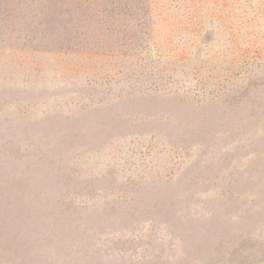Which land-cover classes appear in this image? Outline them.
Returning <instances> with one entry per match:
<instances>
[{"label":"rangeland","instance_id":"obj_1","mask_svg":"<svg viewBox=\"0 0 264 264\" xmlns=\"http://www.w3.org/2000/svg\"><path fill=\"white\" fill-rule=\"evenodd\" d=\"M0 264H264V0H0Z\"/></svg>","mask_w":264,"mask_h":264}]
</instances>
